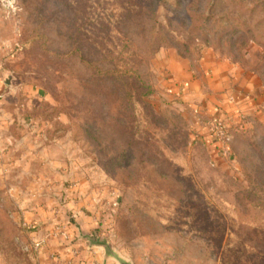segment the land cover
Masks as SVG:
<instances>
[{
  "label": "rangeland",
  "instance_id": "obj_1",
  "mask_svg": "<svg viewBox=\"0 0 264 264\" xmlns=\"http://www.w3.org/2000/svg\"><path fill=\"white\" fill-rule=\"evenodd\" d=\"M17 7L0 6V264H118L98 244L130 264H264V102L220 118L215 150L214 118L154 62L208 50L264 101V0Z\"/></svg>",
  "mask_w": 264,
  "mask_h": 264
},
{
  "label": "crops",
  "instance_id": "obj_2",
  "mask_svg": "<svg viewBox=\"0 0 264 264\" xmlns=\"http://www.w3.org/2000/svg\"><path fill=\"white\" fill-rule=\"evenodd\" d=\"M154 62L164 71L161 84L171 90L173 98H194L213 118H236L264 102L261 89L248 73L243 74L208 50L202 52L195 65L172 51L162 52ZM211 142L219 150L215 140Z\"/></svg>",
  "mask_w": 264,
  "mask_h": 264
},
{
  "label": "built area",
  "instance_id": "obj_3",
  "mask_svg": "<svg viewBox=\"0 0 264 264\" xmlns=\"http://www.w3.org/2000/svg\"><path fill=\"white\" fill-rule=\"evenodd\" d=\"M210 133L212 138L215 140L217 143V146L219 150L223 151V147L227 146L229 143L231 136L226 130V126L223 123L222 120L214 118L209 127ZM41 242L37 241L35 242V246H40Z\"/></svg>",
  "mask_w": 264,
  "mask_h": 264
},
{
  "label": "water",
  "instance_id": "obj_4",
  "mask_svg": "<svg viewBox=\"0 0 264 264\" xmlns=\"http://www.w3.org/2000/svg\"><path fill=\"white\" fill-rule=\"evenodd\" d=\"M6 83H9V81H6ZM98 247L103 249V259H113L117 261L118 264H130L118 257L109 245L98 244Z\"/></svg>",
  "mask_w": 264,
  "mask_h": 264
},
{
  "label": "clouds",
  "instance_id": "obj_5",
  "mask_svg": "<svg viewBox=\"0 0 264 264\" xmlns=\"http://www.w3.org/2000/svg\"><path fill=\"white\" fill-rule=\"evenodd\" d=\"M0 6H4L11 13H15L21 10L17 7V0H0Z\"/></svg>",
  "mask_w": 264,
  "mask_h": 264
}]
</instances>
